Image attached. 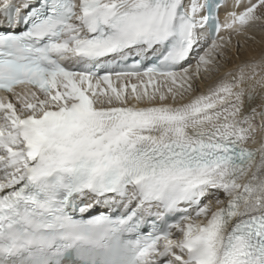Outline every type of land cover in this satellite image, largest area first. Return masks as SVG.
I'll list each match as a JSON object with an SVG mask.
<instances>
[{
	"label": "snow or ice",
	"instance_id": "6c2138e0",
	"mask_svg": "<svg viewBox=\"0 0 264 264\" xmlns=\"http://www.w3.org/2000/svg\"><path fill=\"white\" fill-rule=\"evenodd\" d=\"M261 22L0 0V264H264V54L200 87Z\"/></svg>",
	"mask_w": 264,
	"mask_h": 264
},
{
	"label": "bare ground",
	"instance_id": "6f19581e",
	"mask_svg": "<svg viewBox=\"0 0 264 264\" xmlns=\"http://www.w3.org/2000/svg\"><path fill=\"white\" fill-rule=\"evenodd\" d=\"M232 2H233V0H229V5H231ZM246 2H247V0H245V3ZM224 15H225V10L222 9L220 11L221 21H223ZM244 39L246 40L245 43H244ZM235 43H239L238 46H239L240 50H238V51H241L240 52L241 55L237 59V62L240 59H242L243 61L244 60L259 59L261 56L260 54L264 53V22H261L255 26H253L245 34H242L240 36H233L232 44L234 45ZM232 50H234V47H232ZM233 65H234V62H232V61L225 63L223 65V67L221 68V70L219 71V73H217L216 76H212V77L208 78L200 86L201 89L204 90L207 87L211 86L215 79H217L219 76H223V74L226 71H228V70L230 71V69L232 67H234ZM258 139H259V137H258Z\"/></svg>",
	"mask_w": 264,
	"mask_h": 264
},
{
	"label": "rangeland",
	"instance_id": "374dc122",
	"mask_svg": "<svg viewBox=\"0 0 264 264\" xmlns=\"http://www.w3.org/2000/svg\"><path fill=\"white\" fill-rule=\"evenodd\" d=\"M245 39H244V43H245ZM233 44H231L230 46H229V49H228V52H227V62H230V61H232V62H234V67H232L231 69H230V71H235L240 65H242V64H244L245 62H249V61H252V60H242V59H240L238 62H237V59L239 58V56L241 55V51H238V50H240V48H239V43H235L233 46H232ZM232 47H234V50H232ZM264 54V53H263ZM261 55V54H260ZM259 55V56H260ZM237 62V63H236ZM229 71V70H228ZM228 71H226V72H228ZM202 90V89H201Z\"/></svg>",
	"mask_w": 264,
	"mask_h": 264
}]
</instances>
